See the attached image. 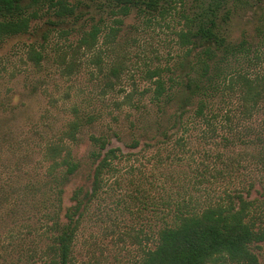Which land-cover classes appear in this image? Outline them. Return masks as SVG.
I'll return each instance as SVG.
<instances>
[{
	"label": "rangeland",
	"instance_id": "rangeland-1",
	"mask_svg": "<svg viewBox=\"0 0 264 264\" xmlns=\"http://www.w3.org/2000/svg\"><path fill=\"white\" fill-rule=\"evenodd\" d=\"M69 2L76 4L75 15L59 18L45 6L27 32L0 43V264H27L32 250L46 243L42 224L57 196L44 148L50 140L69 141L64 132L73 120L79 129L70 144L81 168L63 186V206L73 203L75 187H89L90 135H105L109 147L120 148L78 231L79 264H137L179 205L205 206L233 188H243L246 195L250 183L249 198L264 199L261 143L224 141L223 135L232 136L218 121L213 134L193 116L196 99L182 127L166 138L159 131L170 126L167 116L175 107L163 116L150 93L139 94L151 86L145 77L149 67L165 68V78L183 73L186 49L175 34L184 24L182 14L196 16L199 24L213 11L222 32L264 42V0L176 1V10L163 17L133 8L120 16V24L114 22L119 15L112 14L111 0ZM227 10L231 15L224 23ZM94 23L101 28L96 47L73 51L81 30ZM111 25L118 27L117 34L106 38ZM31 45L43 52L39 66L27 57ZM71 58L75 65L68 74ZM213 102L219 113L229 106L219 96ZM263 120L264 111L251 123L259 129ZM133 139L140 144L130 148ZM259 246L253 251L257 264H264V241Z\"/></svg>",
	"mask_w": 264,
	"mask_h": 264
},
{
	"label": "trees",
	"instance_id": "trees-1",
	"mask_svg": "<svg viewBox=\"0 0 264 264\" xmlns=\"http://www.w3.org/2000/svg\"><path fill=\"white\" fill-rule=\"evenodd\" d=\"M111 1L112 14L119 15L114 22L120 24V16L129 15L133 8L150 15L157 12L163 17L176 10L177 2L182 0ZM45 6L59 18L75 15L76 11V4L69 0H0V43L7 37L27 32L32 19ZM182 15L184 24L175 34L177 43L186 49V59L180 63L183 73L165 78V68L149 67L145 77L151 81V86L139 92L141 96L150 93V100L163 116L171 105L175 107L171 116L170 113L167 116L172 123L159 134L166 138L174 135L176 130L173 129L182 127L183 118L196 99L193 116L205 122L213 134L216 132L214 121H218L232 136L223 135L224 141L232 142L235 138L244 144L261 143L262 156L264 120L259 129L251 121L264 111V42H253L244 33L234 39L222 32V24L214 19L213 11L207 22L200 20L199 24L196 16ZM230 15L227 10L222 22H227ZM117 30L116 25H111L106 38L114 37ZM100 32L96 23L82 29L73 51H91L98 43ZM27 57L39 66L44 55L31 45ZM61 58L65 61V53ZM74 65L71 58L64 72L71 73ZM111 71L118 73L116 67ZM115 76L118 78V74ZM217 96L229 105L223 113L213 109V99ZM78 129V121L73 120L64 132L69 141L59 138L45 145L43 155L50 162L49 175L56 184L57 197L50 202L42 224L47 241L40 249L32 250L26 258L27 264L32 261L79 264L75 256L78 231L89 204L102 187L105 172L111 170L113 161L119 157L120 148L109 147L110 140L105 135H90L93 149L89 153L92 168L89 187L84 188L83 184L75 187L71 194L73 203L63 206V186L81 168V161L70 144L75 142ZM251 135L254 137L250 138ZM139 144L133 139L129 147ZM250 187L252 183L245 188L246 195L243 188H233L205 206L182 204L176 207L173 217L158 228L153 247L143 248L137 264H257L253 247H260L259 243L264 241V199L249 198ZM262 188L264 191V178ZM11 237H14L12 233ZM2 260L6 261L5 256Z\"/></svg>",
	"mask_w": 264,
	"mask_h": 264
}]
</instances>
